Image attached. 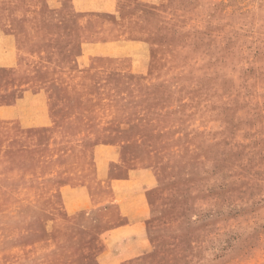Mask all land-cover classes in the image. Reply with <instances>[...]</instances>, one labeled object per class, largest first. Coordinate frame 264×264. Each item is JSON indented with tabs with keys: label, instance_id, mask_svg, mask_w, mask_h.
<instances>
[{
	"label": "rangeland",
	"instance_id": "374dc122",
	"mask_svg": "<svg viewBox=\"0 0 264 264\" xmlns=\"http://www.w3.org/2000/svg\"><path fill=\"white\" fill-rule=\"evenodd\" d=\"M0 264H264V0H0Z\"/></svg>",
	"mask_w": 264,
	"mask_h": 264
}]
</instances>
